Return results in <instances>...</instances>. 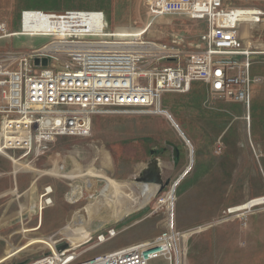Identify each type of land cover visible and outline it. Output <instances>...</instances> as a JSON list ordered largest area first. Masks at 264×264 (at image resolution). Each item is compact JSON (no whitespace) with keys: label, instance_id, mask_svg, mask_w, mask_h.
<instances>
[{"label":"rangeland","instance_id":"obj_1","mask_svg":"<svg viewBox=\"0 0 264 264\" xmlns=\"http://www.w3.org/2000/svg\"><path fill=\"white\" fill-rule=\"evenodd\" d=\"M80 2L105 10L108 32L141 29L150 21L138 0ZM224 2L264 10V0ZM20 14L5 10L0 2V21L8 23L10 32L20 29ZM35 19L54 22L41 14ZM206 23L186 15L162 16L145 37L165 42L182 36L191 52L199 51ZM30 29L26 21L25 30ZM249 31L246 38L251 35L247 39L254 42L252 47L264 51V20ZM49 40L47 36H14L0 40V50L20 52ZM254 74L258 81L251 109L216 100L206 83L195 82L187 93L163 94L161 105L169 118L145 109L94 116L89 136L60 138L48 155L24 162L20 168L0 153V176H5L0 186V219L18 217L11 229H0V258L6 252L13 256L24 250L14 264L35 259L48 253L54 240L74 244L83 251V259L90 258L150 242L174 223L183 234L182 264H264V230H241L247 218L233 222L234 216L226 213L264 195V56L256 62ZM107 116L122 119H102ZM189 165L170 200L172 187ZM151 169L157 171L160 183L146 182ZM47 184L54 188V205L46 207L41 216L34 215L33 195L38 193L39 206V194ZM127 204L133 206L122 217L114 216L113 210ZM26 213L33 217L27 228H40L12 230L21 228L20 218ZM81 220L89 224L91 233L79 231ZM109 227L117 230V236L95 246L96 232ZM69 235L77 236L70 239ZM9 241L22 248L16 251L10 245L9 251ZM150 264L168 263L160 259Z\"/></svg>","mask_w":264,"mask_h":264},{"label":"built area","instance_id":"obj_2","mask_svg":"<svg viewBox=\"0 0 264 264\" xmlns=\"http://www.w3.org/2000/svg\"><path fill=\"white\" fill-rule=\"evenodd\" d=\"M142 5L151 18L149 25L169 15L205 20L199 51L191 52L182 36L158 42L143 34L108 32L106 14L101 10L25 9L20 14V29L14 32L6 21H0V40L24 35L50 37L38 48L0 50L1 154L19 166L48 152L60 138L89 136L94 116L126 109L167 113L161 105L163 94L187 93L195 82L206 83L216 100L242 103L250 109L258 81L253 69L264 51L244 41L240 28L262 22L263 9L227 5L224 0H142ZM40 14L54 22L35 19ZM26 21L32 29L25 30ZM35 24L39 26L34 29ZM39 202L40 211L54 205L52 185L43 187ZM245 206L243 210L231 207L226 213L234 216L264 208V195ZM116 236L114 227L98 230L95 246ZM182 237L172 223L150 242L85 259L83 251L72 245L57 252L60 243L54 240L44 256L21 263L150 264L163 259L168 264H182ZM0 264H14L13 256L0 259Z\"/></svg>","mask_w":264,"mask_h":264},{"label":"crops","instance_id":"obj_3","mask_svg":"<svg viewBox=\"0 0 264 264\" xmlns=\"http://www.w3.org/2000/svg\"><path fill=\"white\" fill-rule=\"evenodd\" d=\"M3 5H4V9L5 10H8V11H18L19 13L25 9H37V10H46V11H64V10H101V11H104V9H101V8H88V5L85 6L86 4L84 3H81L80 0H1L0 1ZM138 3H139V7H143L142 5V0H138ZM91 7V6H90ZM144 8V7H143ZM149 16V15H148ZM150 17V16H149ZM151 19V18H150ZM151 21V20H150ZM150 21L145 25L143 26L141 29H136V30H123V31H120V32H114V33H123V34H138L140 32H143L145 30V28H148L149 31L147 30V32L144 34H150L151 33V30H150V27L153 26V23L151 25H149ZM149 25V26H148ZM255 24H247V25H243L241 26L240 28V34H241V37L243 38L244 41H246L247 43L249 44H253L254 42L252 40H248L247 38L251 37V35L249 37L246 38V34H245V31H249V27L253 26ZM205 29L203 31L206 30L207 28V23L205 25ZM202 31V32H203ZM250 32V31H249ZM251 34V33H250ZM253 38V37H252ZM253 42V43H252ZM253 72H254V69H253ZM257 74H261L259 72H257ZM255 75V74H254ZM262 78H263V75H262ZM262 78H260V83H262ZM259 84V83H258ZM255 86V85H254ZM253 86V88H254ZM259 86L255 87V90L254 92L256 93L255 96L258 94L260 88H258ZM259 89V90H258ZM252 93H253V90H252ZM257 97V96H256ZM252 102H253V94H252V101H251V105H252ZM250 109H251V106H250ZM250 111V110H249ZM101 118V117H100ZM122 119L121 117H118V116H107V117H102V119ZM248 120H250V116L249 118H247ZM49 154V151L48 152H44L41 156H44V155H48ZM40 158V156L38 157ZM37 158V159H38ZM22 165V164H21ZM21 165L18 166V168L21 167ZM20 172V171H19ZM18 172V173H19ZM5 176H0V186H3L5 184V182H2L1 179L4 178ZM35 185H36V181H35ZM38 193L36 192L34 195H33V198H32V203H34V207H33V214L35 215L36 213H39V216L42 215L43 213V210L40 211L39 210V207L38 206V196H36ZM2 195V194H0ZM29 213H26L25 217L24 218H20L21 220L23 219V221L21 222V228H18V229H12V230H17V231H20V230H38L40 227L39 225L34 227V228H27V225L31 222V219H33V217L29 214ZM33 215V216H34ZM243 217L244 218H247V221L245 223V226L246 227H243L241 230H264V208L261 209L260 211L258 212H255V211H252V212H246V213H240L239 215L232 217V221L233 222H237L239 220L243 221ZM18 218V217H17ZM17 218H10V219H6V218H1L0 219V229L3 228V227H6L7 229H11V225L13 224V222L17 219ZM20 220V221H21ZM228 229V228H227ZM230 230V229H228ZM234 230V229H233ZM10 245L11 247L13 248H18L16 251L20 250L22 248V246L20 247H14L12 244H10V241L8 242V247H9V251H10ZM49 246V244H48ZM49 249H50V246H49ZM15 251V252H16ZM24 251V250H22ZM22 251L16 253L15 255H13V259H17V255H19L20 253H22ZM8 255V252H6L4 254L3 257H1L0 259L6 257ZM28 260V259H27Z\"/></svg>","mask_w":264,"mask_h":264},{"label":"bare ground","instance_id":"obj_4","mask_svg":"<svg viewBox=\"0 0 264 264\" xmlns=\"http://www.w3.org/2000/svg\"><path fill=\"white\" fill-rule=\"evenodd\" d=\"M147 30L149 31V29L148 28H145V30L143 31V32H140V33H136V34H123V33H114V34H116V35H120V36H139V35H141V34H145L146 32H147ZM250 32L249 31H245V34H246V36H248L247 34H249ZM163 114H165L168 118L170 117L169 116V113L167 112V113H163ZM191 143V142H190ZM189 143V144H190ZM191 145V144H190ZM191 153H193V150H192V148H191ZM190 170V165L187 167V169H186V171H185V173L184 174H186L188 171ZM59 173V172H58ZM183 174V175H184ZM182 179V178H181ZM181 179H179L180 181H181ZM180 181H179V183H180ZM179 183L177 184V185H174L173 187H172V189H171V193H170V196H169V199L170 200H172L173 198H174V194H175V192H176V188H177V186L179 185ZM114 195H112V197H113ZM171 202V201H170ZM130 206H133V204H127V205H123V206H120V208H117V210H113V213L115 214L114 216H116V217H118V218H120V217H122L123 216V214L125 213V211H126V209L128 208V207H130ZM139 206V205H138ZM34 207V206H33ZM38 207V206H37ZM246 206H245V204H240V205H238V206H235V208L237 209V210H243L244 208H245ZM32 211H33V209H32ZM86 217H87V215H85ZM85 217V218H86ZM73 219H74V222L76 223V222H79V217H77V216H73ZM81 219V218H80ZM83 222V220H81V223L79 224V231L80 232H83V233H91V231H90V227H89V224H87V223H82ZM27 231H33V230H25V232H27ZM95 231V230H94ZM63 233H65V234H67L68 232H63ZM75 236H77V235H69V237H70V239L71 238H74ZM71 242H73V241H71ZM73 244V243H72ZM73 246H74V244H73ZM74 247H77V246H74Z\"/></svg>","mask_w":264,"mask_h":264},{"label":"water","instance_id":"obj_5","mask_svg":"<svg viewBox=\"0 0 264 264\" xmlns=\"http://www.w3.org/2000/svg\"><path fill=\"white\" fill-rule=\"evenodd\" d=\"M36 63H39V61L36 60ZM43 64H44V65L47 64V59H44V60H43ZM184 175H185V174H184ZM184 175H182L179 179L183 178ZM179 179L175 182V185H177V184L179 183V181H180ZM146 182L149 183V184H150V183H153V184H158V183H160V180H159V177H158L157 171H156L155 169H151V170H150L149 178H148V180H146ZM70 246H71V244L68 243V242H67V243H64V244H60L59 246H57L56 251H57V252H61V251L65 250V249H68ZM18 264H22V263H18Z\"/></svg>","mask_w":264,"mask_h":264}]
</instances>
